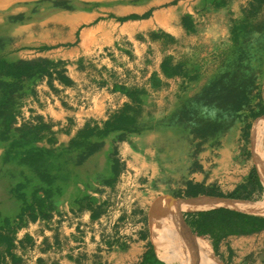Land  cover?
I'll use <instances>...</instances> for the list:
<instances>
[{"label":"crops","instance_id":"crops-1","mask_svg":"<svg viewBox=\"0 0 264 264\" xmlns=\"http://www.w3.org/2000/svg\"><path fill=\"white\" fill-rule=\"evenodd\" d=\"M14 1L0 0V9ZM112 1L91 11L52 15L32 32L26 51L18 33L10 38L9 56L16 63L41 57L66 60V65L60 76L51 69L29 80L17 94L23 98L13 118L5 113L6 104L16 101L10 104L0 96V264H142L154 260L148 258L151 253L170 264L155 222L163 209L173 210L167 227L180 249L203 264H264V224L256 232L228 233L211 251L192 246L197 224L210 207L264 218V200L210 197L216 201L205 203L210 198L193 197L187 185L189 197L154 201L146 212L130 171L140 169V161H152L159 170L170 163L150 145L160 131L140 126L162 117L178 120L180 110L172 115L161 108L171 102L172 109L180 101V74L191 70L183 66L187 51L200 42L209 56V50L224 49L226 41L262 37L254 28L259 20L264 23V11L262 17L254 13L257 0ZM162 35L175 42L163 55L157 53L166 45ZM42 45L47 49L37 51ZM148 48L159 50L150 55ZM166 56L171 64L164 69ZM144 58L157 63L141 65ZM225 68L200 66L198 71L214 74ZM153 78L157 86L151 84ZM203 85L200 80L183 97H193ZM171 125L169 129L177 128ZM263 127L261 123L254 131L253 153ZM189 149L185 177L193 156ZM227 156L223 169L233 161Z\"/></svg>","mask_w":264,"mask_h":264},{"label":"rangeland","instance_id":"rangeland-1","mask_svg":"<svg viewBox=\"0 0 264 264\" xmlns=\"http://www.w3.org/2000/svg\"><path fill=\"white\" fill-rule=\"evenodd\" d=\"M74 2L81 5H75ZM109 2L113 1L15 0L0 9V26H2L0 29V96L2 95L10 104L16 101V104L10 107L6 104V114L9 113L12 118L18 114L17 104L23 97L19 98L17 94L25 91L29 80L51 69L52 75L60 76L61 67L66 65V60L49 61L41 57L33 58L31 61L21 59L16 63L9 56L13 50L10 42L12 34L18 33L16 37L21 39V50L26 51L29 47L25 43L32 32L35 33L39 27L50 22L52 15L61 11H91L100 6L110 5ZM257 2L258 7L254 13L262 17L264 0H257ZM183 22L186 28L194 33L190 21L184 18ZM254 29L264 33L263 21L259 20ZM163 38L166 45L158 47L159 52L158 48H148L147 53L153 55V52L157 51L161 55L167 54L170 51L169 43L175 42L169 41L165 35H162ZM140 41L144 42L145 37H140ZM68 45L71 46V44ZM37 49L41 51L47 48L42 45ZM204 50L199 42L196 50L187 51L188 61H185L183 66L188 65L191 70L180 74L182 79L178 89L180 94L177 92L180 101L174 104L172 109H169L171 102H167L169 104L166 109L161 108V113L166 111L172 115L177 109L180 110L177 115L178 120H172L177 128L169 129L172 123L165 120L171 117H166L164 120L162 117L161 121H155L154 124L151 122L149 125L140 126V129L144 131L153 129L160 131L159 137L150 142V145L156 146V155L159 154L165 161H170L165 168L159 161L162 166L160 170L156 163L146 160L140 161V169L130 170L134 190L136 188L140 190V199L144 198L146 212L154 201L189 197L190 191H186L185 188L190 184L194 186L193 193L198 191L197 197L200 198H215L216 196L206 194V192H213L225 196L232 194L234 198L231 200L234 201L257 203L264 200V183L253 158L252 142L256 127L264 123V35L246 42L234 39L226 41L224 49L209 50V56L205 55ZM142 51H145L144 48ZM166 57L167 60L163 63L164 69L171 64V57ZM147 63L156 64L157 61L151 59L149 62L147 58L140 61L141 65ZM211 65H217L220 68L228 67L214 74H201L198 71L200 66L204 70ZM200 80L204 82V85L196 92L197 94L191 98L183 97L184 93H188L190 89L193 91ZM151 84L157 86L155 78ZM145 92L147 90H144ZM142 103L140 93V105ZM204 137L208 140H203ZM190 146L193 156L189 161L191 166L185 177ZM220 148H222L221 151H219ZM204 152L206 155L202 154ZM225 154H228L227 157L233 161L228 162L223 169ZM211 198L205 203L216 201ZM203 241L210 247L214 243L208 238Z\"/></svg>","mask_w":264,"mask_h":264},{"label":"trees","instance_id":"trees-1","mask_svg":"<svg viewBox=\"0 0 264 264\" xmlns=\"http://www.w3.org/2000/svg\"><path fill=\"white\" fill-rule=\"evenodd\" d=\"M190 187L193 189L194 186L190 184ZM197 194L198 191H196V193H193L192 191L193 197H197ZM206 194L225 200H231V198H234L232 194L230 196L215 194L213 192H206ZM263 224L264 218L248 217L243 213L230 211L225 208L210 207L207 213L203 214L199 220V223L197 224L198 227L196 231V238L192 243V246L195 249L205 248L211 251L210 246L207 244V242L203 241V239L208 238L215 243L228 233H250L259 231ZM148 258L154 260L151 262V260L148 261L146 259V261L144 260V263L142 264H162L160 261H158V259H156L153 253H151ZM199 258L202 259L201 257Z\"/></svg>","mask_w":264,"mask_h":264},{"label":"bare ground","instance_id":"bare-ground-1","mask_svg":"<svg viewBox=\"0 0 264 264\" xmlns=\"http://www.w3.org/2000/svg\"><path fill=\"white\" fill-rule=\"evenodd\" d=\"M254 156L255 162L264 176V127L259 131L254 139ZM172 215V209H163L158 212V215L155 218V222L160 232V245L163 249L165 258L170 262V264H203L197 257H194L187 251L180 249L173 234L167 227Z\"/></svg>","mask_w":264,"mask_h":264}]
</instances>
